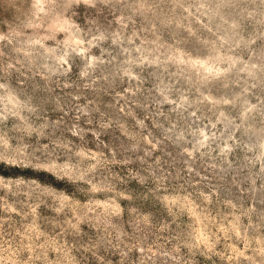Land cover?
<instances>
[{"label": "rangeland", "instance_id": "obj_1", "mask_svg": "<svg viewBox=\"0 0 264 264\" xmlns=\"http://www.w3.org/2000/svg\"><path fill=\"white\" fill-rule=\"evenodd\" d=\"M0 264H264V0H0Z\"/></svg>", "mask_w": 264, "mask_h": 264}]
</instances>
